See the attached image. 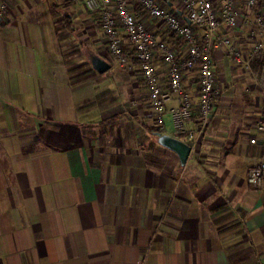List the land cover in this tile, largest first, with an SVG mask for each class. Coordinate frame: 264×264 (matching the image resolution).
<instances>
[{"label":"crops","instance_id":"obj_1","mask_svg":"<svg viewBox=\"0 0 264 264\" xmlns=\"http://www.w3.org/2000/svg\"><path fill=\"white\" fill-rule=\"evenodd\" d=\"M0 1V175L15 172L0 177V264H264V185L245 181L260 152L248 142L264 107L259 58L245 69L212 47L223 90L203 127L196 67L182 70L193 104L186 129L197 140L180 165L149 130L146 89L130 80L137 69L90 67V54L106 60L95 13L80 0L63 14L38 7L41 0ZM224 32L247 53L253 40L244 25ZM169 43L184 55L179 38ZM80 46L87 56L65 61ZM153 63L166 86V64ZM158 128L189 143L166 114Z\"/></svg>","mask_w":264,"mask_h":264},{"label":"built area","instance_id":"obj_2","mask_svg":"<svg viewBox=\"0 0 264 264\" xmlns=\"http://www.w3.org/2000/svg\"><path fill=\"white\" fill-rule=\"evenodd\" d=\"M80 1L95 13L96 25L104 39L106 61L127 72L137 69L146 89L153 125L161 127L163 115H168L174 131L189 139L190 148L195 145L197 134L186 129L193 104L182 90V70L196 67L197 101L194 106L201 127L207 121L213 99L220 94L213 74V46H219L224 55L245 69H249L251 60L259 58L264 86V0ZM166 5L169 8H165ZM4 9L0 1V22ZM139 13L144 18L138 17ZM147 19L167 35L179 38L184 44V55L177 57L176 51L149 28ZM243 25L247 35L255 38L246 54L223 33V30L241 31ZM154 57L166 64V86L159 83ZM172 97L175 104L166 106ZM252 127L255 135L248 142L258 145L260 152L247 168L245 181L254 188H261L264 185V107Z\"/></svg>","mask_w":264,"mask_h":264},{"label":"rangeland","instance_id":"obj_3","mask_svg":"<svg viewBox=\"0 0 264 264\" xmlns=\"http://www.w3.org/2000/svg\"><path fill=\"white\" fill-rule=\"evenodd\" d=\"M70 3V0H41V2H40V4L38 5V7H41L42 9H44V8H46V7H48V6H50V4H53L52 6H53V9L54 10H56V11H58V12H60L61 14H63V11L65 10L64 9V7H65V5H68ZM134 10V12H137V9H133ZM33 13H35L32 9L28 12V14H27V16L28 17H30V16H32V15H35V14H33ZM141 17V18H144V17H142L143 15H142V13H139V15H138V17ZM147 25L149 26V28H151L153 31H154V33L155 34H157V36H159L160 38H162V39H164L169 45H170V38H171V36H169V35H167L164 31H162L161 30V28H159V27H155L154 25H153V21L152 20H148L147 19ZM93 30H96L95 32L96 33H98L99 32V30H97V29H93ZM94 34V33H93ZM95 35V34H94ZM76 36L78 37V34H76ZM247 37H250V36H247ZM254 37H252V40L254 41L255 40V38L253 39ZM78 39V38H77ZM253 41H250V40H248L247 42H248V44H250L251 45V43L253 42ZM97 48H98V50L96 51V52H98L99 51V46H97ZM79 49L82 51V52H78V51H76V48H74V49H71L70 51H68V52H66L65 53V61H69L70 59H72V60H77L79 57H83V56H87V54L86 53H84V47H82V46H80L79 47ZM84 53V54H83ZM95 53V52H94ZM106 55V54H105ZM101 56H103V54H101ZM86 60H87V58L86 57H84ZM108 61V60H107ZM230 62V61H229ZM80 64H82V63H80ZM110 64V63H109ZM230 64L231 65H233L234 66V64H235V62L234 61H231L230 62ZM79 65V64H78ZM112 64H110V67L106 70V71H108V72H110L111 70H112ZM140 76H138V75H134L133 74V76H131L130 77V80L131 81H135V83H137V84H140V82L142 81L141 80V78H139ZM218 84V83H217ZM219 85V84H218ZM142 88V85L140 86V89ZM220 89L221 90H223V85H220ZM131 97V96H130ZM145 106V105H144ZM134 121H133V125L131 126V128H133V126H134ZM8 168H9V166H8ZM11 168H12V170H13V166L11 165ZM8 169H5V167H3V171L1 172V175H0V177H1V179H3V180H7V178L9 177V173H10V175H12V177L14 176V174H15V172L14 171H12V172H10L9 171V173H8V171H7ZM13 179V178H12ZM2 193H4L3 194V196L5 195V190H2L1 192H0V199H1V201L3 200V196H2ZM4 200H5V198H4ZM4 202V201H3ZM2 217H6V219L8 220V217H9V213L10 212H8L7 210L8 209H6V207L4 206V205H2ZM19 210H17V212H12V214H13V226H15V224H18L19 222H20V216H19ZM9 221V220H8ZM9 224V223H8Z\"/></svg>","mask_w":264,"mask_h":264},{"label":"water","instance_id":"obj_4","mask_svg":"<svg viewBox=\"0 0 264 264\" xmlns=\"http://www.w3.org/2000/svg\"><path fill=\"white\" fill-rule=\"evenodd\" d=\"M186 23H189V21L186 20ZM88 61L90 67L96 73H103L110 67V64L106 60L95 54H90L88 56ZM156 142L161 146H164L173 151L176 154L180 165L184 164V161L190 151V147L185 141L165 133L157 132Z\"/></svg>","mask_w":264,"mask_h":264},{"label":"trees","instance_id":"obj_5","mask_svg":"<svg viewBox=\"0 0 264 264\" xmlns=\"http://www.w3.org/2000/svg\"><path fill=\"white\" fill-rule=\"evenodd\" d=\"M165 7H167V8H169L167 5L165 6ZM191 28L193 29V30H196V27L194 26V25H191ZM90 72L93 74L94 73V71L93 70H91L90 69ZM86 76H88V74L87 73H79V74H76L73 78H72V80H79V79H81V78H84V77H86ZM77 108H79V105H77ZM150 132H152V133H157V132H161V130L159 129V128H157V127H151L150 129Z\"/></svg>","mask_w":264,"mask_h":264}]
</instances>
